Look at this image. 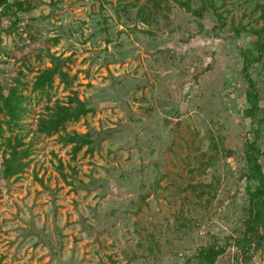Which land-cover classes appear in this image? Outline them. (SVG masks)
<instances>
[{"label": "rangeland", "instance_id": "obj_1", "mask_svg": "<svg viewBox=\"0 0 264 264\" xmlns=\"http://www.w3.org/2000/svg\"><path fill=\"white\" fill-rule=\"evenodd\" d=\"M21 1L32 8V27L6 38L0 15V71L12 86L21 72L27 97L22 129L0 138V264H183L201 246L237 236L247 143L263 152L264 172V121L245 117L241 76V54L256 42L243 30L262 25L264 0H226L220 18L166 1L168 15L151 35L134 21L136 0ZM50 56L64 61L71 85L55 76L48 94L34 92ZM249 74L264 114V56ZM72 93L94 111L67 131H111L75 159L56 136L32 133L45 108ZM17 132L28 133L18 148H28L19 160L27 166L6 177L5 141L14 144ZM59 161L76 177L65 182ZM203 187L207 200L197 195ZM215 264H264V242L248 256L229 248Z\"/></svg>", "mask_w": 264, "mask_h": 264}, {"label": "trees", "instance_id": "obj_2", "mask_svg": "<svg viewBox=\"0 0 264 264\" xmlns=\"http://www.w3.org/2000/svg\"><path fill=\"white\" fill-rule=\"evenodd\" d=\"M118 1L120 2V0ZM166 1H172L196 17H202L204 11L208 9L212 13H215L217 18H220V11L226 6V0H219V6H217L215 0H196L200 4L196 9H193L194 0H144L142 3L136 0L133 4L135 9L134 21L148 27L142 33L151 35V25L160 19L159 16L167 17L169 9ZM31 12L32 8L24 5L21 0H13L11 2L9 0H0V15L5 20L2 28L4 36L6 38L11 37L12 34L21 28L32 27L34 20L30 18ZM260 19L263 21L261 26L243 30L245 33L256 38L254 51L252 53L248 51L241 54V76L248 85V91L245 96L246 110L244 115L251 124H256L257 126L263 124L264 114L259 104V91L253 83L249 71L252 66L259 64L264 56V14ZM239 33L235 31L236 35H239ZM50 62L52 64L51 68H46L38 74L32 85V91H45L47 93V89H51L52 87L55 76L59 78L60 83L65 88L70 87L71 80L67 73L62 71L64 61L59 57L50 56ZM21 75V72H17L15 76H11L10 81L15 84V86H12L5 79L4 71H0V138L3 137V133L6 131L13 133L15 130L20 131L22 129L21 123L27 112L25 105L27 97L18 89L20 85L19 77ZM45 109L44 114L38 118L36 129L32 133L45 137L56 136V141L61 146L69 147L68 154L71 159H75L81 152L85 156L97 151L100 143L111 132L110 130H102L100 132H105L106 135L105 133L96 134L92 133L95 131L89 130V127L84 134L77 133L74 130H66L67 125L79 122L94 111L88 106L86 101L79 100L75 93L69 95L66 101H55ZM253 135L257 138L258 131H253ZM27 136V132L23 135H19V132H17L13 138L14 144H11L10 137L6 139L5 143L10 151L8 158L3 162L4 176L18 175L27 166L26 162L19 160L20 158L28 157V148L18 150L19 147L24 146L23 139ZM262 153L256 142L246 144L245 162L247 171L245 175V195L247 208L245 214L242 216L243 223L241 224V229L237 230V236L222 238V243L219 240H214L201 246L192 257L185 258L183 264H215L217 258L224 255L229 248H234L237 252L248 256L262 247L264 242V172L260 162ZM68 169L70 172L67 176L63 172L62 163L58 162L57 170L65 182L67 181V177H76L75 169L70 166H68ZM75 182L80 184L77 180ZM89 189H91L90 186ZM198 191L197 195L207 200L210 194L205 187L201 190L198 189ZM183 225V222H178L174 225V229L181 230L184 227Z\"/></svg>", "mask_w": 264, "mask_h": 264}]
</instances>
